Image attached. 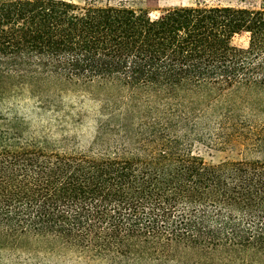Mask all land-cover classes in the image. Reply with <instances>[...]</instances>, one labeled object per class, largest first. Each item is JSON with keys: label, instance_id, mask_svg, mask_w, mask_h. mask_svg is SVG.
Returning <instances> with one entry per match:
<instances>
[{"label": "trees", "instance_id": "obj_1", "mask_svg": "<svg viewBox=\"0 0 264 264\" xmlns=\"http://www.w3.org/2000/svg\"><path fill=\"white\" fill-rule=\"evenodd\" d=\"M245 35V47L233 40ZM102 90L94 135L27 134L26 92ZM11 104V105H9ZM264 11L0 0V248L94 264H264Z\"/></svg>", "mask_w": 264, "mask_h": 264}, {"label": "rangeland", "instance_id": "obj_2", "mask_svg": "<svg viewBox=\"0 0 264 264\" xmlns=\"http://www.w3.org/2000/svg\"><path fill=\"white\" fill-rule=\"evenodd\" d=\"M82 5L91 0H64ZM101 5L124 4L133 9L146 10L151 18L157 17L162 11L182 6H222L263 10L264 0H95ZM237 46L245 47L247 38L238 36L233 40ZM18 101L14 104L13 113L24 119L27 134L33 136H49L52 140L71 138L86 146L94 135L96 121L101 113L98 100L104 96L102 90L89 88L82 90H63L51 94L49 100L55 107L40 108L41 103L32 99L28 93H18ZM11 105V104H9ZM193 152L205 162L217 163L222 160H240L242 158H262L264 154L249 153L239 145L222 150L209 148L204 144L195 143ZM0 264H94L88 260L75 258L72 254H63L46 246H26L12 251L0 248Z\"/></svg>", "mask_w": 264, "mask_h": 264}]
</instances>
